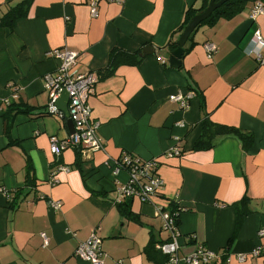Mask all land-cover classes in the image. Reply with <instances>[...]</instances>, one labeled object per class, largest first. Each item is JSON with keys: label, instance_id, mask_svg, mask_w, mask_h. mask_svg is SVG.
Listing matches in <instances>:
<instances>
[{"label": "crops", "instance_id": "1", "mask_svg": "<svg viewBox=\"0 0 264 264\" xmlns=\"http://www.w3.org/2000/svg\"><path fill=\"white\" fill-rule=\"evenodd\" d=\"M91 1L0 0V22L18 4L24 11L12 28L0 25V186L10 194L0 196V264H89L75 251L94 231L104 264H166L156 205L179 209L180 258L202 247L218 255L207 264H264V64L245 53L256 34L264 42V14L250 19V2L198 28L176 68L168 44L203 0H98L97 17ZM146 48L153 54L141 56ZM63 49L80 56L73 72L93 79L83 99L102 148L55 156L51 138L75 131L64 113H46L44 76L59 66L51 52ZM112 50L141 60L101 78ZM176 94L189 95L185 110L170 101ZM171 148L180 156L167 157ZM124 153L158 160L164 186L152 203L119 200L128 174L114 163Z\"/></svg>", "mask_w": 264, "mask_h": 264}, {"label": "built area", "instance_id": "2", "mask_svg": "<svg viewBox=\"0 0 264 264\" xmlns=\"http://www.w3.org/2000/svg\"><path fill=\"white\" fill-rule=\"evenodd\" d=\"M106 1L120 2V0ZM97 3L98 0H92L89 3L92 17H97ZM263 14L264 4L257 1L250 9L249 18L255 20ZM263 48L264 42L256 34L253 37L252 46L247 48L245 53L254 57L260 64H264V57L261 53ZM205 49L208 53V58H210L215 51V47L207 44ZM51 55L59 61V66L55 72L44 76L45 86L50 94L47 111L49 114L62 116L57 103L61 96L66 93L68 96V119L72 122L75 131L64 140L51 138L50 152L55 156H59L69 148L77 149L82 154L101 149L102 143L98 135L99 122L93 118L90 106L83 99V94L88 92L93 85L92 77L87 73L76 74L73 72L74 67L80 60L77 52H71L68 49L54 50ZM158 60L160 61L161 59ZM189 98V95L176 94L170 96L169 99L171 102L177 103L181 110H185L188 107ZM166 156H180V151L176 148H171L166 152ZM158 166L159 162L156 158L144 161L127 153L122 154L114 163V172L125 170L128 174V181L117 188L119 200H138L142 204L152 203L164 186V182L157 172ZM58 171L65 173L69 171V168L59 166ZM49 183L56 185L58 180L52 176ZM0 196L5 198L10 196L8 190L3 186H0ZM48 204L54 211H59L61 208L60 201L50 200ZM155 212L156 216L161 220L162 229L168 233L167 241L156 245V249L167 257L166 264H207L218 258L217 254L202 247H198L192 254L180 258L178 244L180 234L175 223L176 213L171 212L170 208L164 205H156ZM259 234L264 236V231L261 230ZM42 238L44 241L47 240L44 234H42ZM101 243V238L95 231L92 232L87 240L78 245L75 257L89 264H104L107 254L102 250ZM258 254L259 250L255 249L253 255L257 256ZM240 259L241 261L244 260Z\"/></svg>", "mask_w": 264, "mask_h": 264}, {"label": "trees", "instance_id": "3", "mask_svg": "<svg viewBox=\"0 0 264 264\" xmlns=\"http://www.w3.org/2000/svg\"><path fill=\"white\" fill-rule=\"evenodd\" d=\"M211 0H203L202 5L200 8L198 9H189L186 11L185 14V18H184V22L182 24V26L179 29V32H182L185 27L188 25V23L190 22V20L197 14L203 12L206 7L208 6L209 2ZM218 1V0H216ZM260 1L264 4V0H228L225 3H223L220 7H218L216 10H214L211 15L205 19L203 22H201L198 27L193 31L192 34H194V32L203 26H211L214 23H216L219 19H229L234 17L236 14L240 13L244 8L245 5L250 3V2H257ZM24 15V11H23V6L21 4L16 5L15 7L11 8L9 10V12H7L4 17L3 20L0 22V25H7L9 27H13L15 21L18 18H21ZM192 34L190 35L189 39L192 37ZM186 46V45H185ZM185 46L183 47V55L185 53H187V48H185ZM168 51L172 54V52L177 48V39L174 40L173 42H169L168 44ZM141 60V57L139 56L138 52L135 53H125V52H120V51H116V50H112L110 52L109 55V61H108V66L107 68L103 71V73L101 74V78H107L110 77L111 75L114 74L115 69L120 66V65H137ZM23 111V110H21ZM25 112H27V110H24ZM47 114L48 111H46ZM250 140V137L248 136H244L242 137V140H246V142L248 140ZM199 143V142H198ZM201 143V142H200ZM10 197V196H9ZM122 204V203H121ZM120 204V207L122 209V212L125 215L130 214L129 212V205L128 202H124L123 205ZM170 208V206L168 207ZM171 212H175L176 213V219H175V223L176 226L178 228V220H179V209L175 208H170ZM241 221L240 216L237 218V224H239ZM100 237V236H99Z\"/></svg>", "mask_w": 264, "mask_h": 264}, {"label": "water", "instance_id": "4", "mask_svg": "<svg viewBox=\"0 0 264 264\" xmlns=\"http://www.w3.org/2000/svg\"><path fill=\"white\" fill-rule=\"evenodd\" d=\"M228 0H211L206 7V9L195 15L188 25L185 27L184 31L182 34L179 36L178 41H177V48L172 52L171 58L169 60V65L171 67H179L180 66V59L183 56V47L185 43L187 42L188 38L190 35L193 33V31L198 27V25L203 22L205 19H207L211 13L216 10L218 7H220L223 3H225ZM148 54H153V50L151 48H146L142 51L140 54L141 56L148 55ZM67 104H68V96L66 93H64L61 98L59 99L57 106L58 109L64 113V115L68 118L67 114ZM72 126V122L68 120V126Z\"/></svg>", "mask_w": 264, "mask_h": 264}]
</instances>
